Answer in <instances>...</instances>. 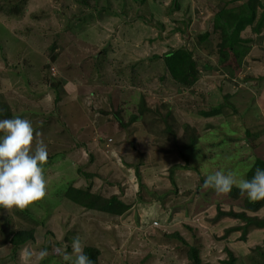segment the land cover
Listing matches in <instances>:
<instances>
[{
    "label": "rangeland",
    "instance_id": "1",
    "mask_svg": "<svg viewBox=\"0 0 264 264\" xmlns=\"http://www.w3.org/2000/svg\"><path fill=\"white\" fill-rule=\"evenodd\" d=\"M262 9L264 0H0V120L28 119L40 133L49 193L36 211L0 207V264H21L24 248L47 251L38 264H70L62 257L77 236L98 250L96 264H196L190 247L198 264H264L263 241L243 256L236 247L264 217L249 215L246 195L203 187L216 171L247 179L264 164ZM240 12L256 18L220 52L213 17ZM179 49L191 85L163 66ZM179 168L194 169V189L176 188ZM73 189L125 209H86L66 198ZM226 218L246 220L240 235ZM17 231L33 240L12 250Z\"/></svg>",
    "mask_w": 264,
    "mask_h": 264
},
{
    "label": "clouds",
    "instance_id": "2",
    "mask_svg": "<svg viewBox=\"0 0 264 264\" xmlns=\"http://www.w3.org/2000/svg\"><path fill=\"white\" fill-rule=\"evenodd\" d=\"M0 207L11 212L13 209L25 211L44 202L48 193V183L44 175L47 163V145L36 137L32 123L28 119L16 117L0 120ZM246 195L249 201L264 200V170L257 168L251 180L237 179L229 172L210 174L204 181V188H212L217 195H228L233 187ZM65 249L68 245L65 244ZM72 253L65 251L62 259L70 264H93L84 253L79 237L73 238ZM48 255L46 250L35 252L28 248L21 251V264H38ZM73 256L75 259H73Z\"/></svg>",
    "mask_w": 264,
    "mask_h": 264
},
{
    "label": "trees",
    "instance_id": "3",
    "mask_svg": "<svg viewBox=\"0 0 264 264\" xmlns=\"http://www.w3.org/2000/svg\"><path fill=\"white\" fill-rule=\"evenodd\" d=\"M258 17V22L263 21L262 24L264 25V9L259 12ZM213 18L216 22V26H219L222 29L221 33L222 35H224V39L218 44L217 47L220 52L225 51L229 54L228 51L233 50L232 42H237L240 32L244 29L245 26L255 20L256 14L253 12H240L238 14H235V17L232 19H230L229 17H221V15L216 14ZM161 59L165 70L172 79L177 82H181L182 85H191V83H193L195 79V70L191 57L187 51L181 49L173 50L168 53H164ZM3 115L4 113L0 112V119ZM6 115L7 114H5V116ZM257 168L264 170V164L262 162H256L254 167L251 168L250 172H248L247 180H251L253 178ZM76 192L77 195L75 194ZM232 192L240 195V191L238 188H233ZM65 195L69 201L86 209H93L100 212H110L111 210L117 208L118 212L116 211V214H120L125 209V207L119 202V200L116 199V197H111L109 200L100 199L98 197H92L87 192L78 189L69 190ZM245 205H247L248 209L254 211L264 205V200L251 203L247 201ZM240 217L248 219L244 217L243 214L240 215ZM250 220L253 221L254 219L252 218ZM256 223H258L259 227L264 228V220H258ZM32 240L33 239L30 232L17 231L10 236L9 245L11 246V249L14 250L19 246L25 244L26 242H31ZM83 250L84 253L92 260L93 264H96V260L99 254L98 250L90 247H85ZM189 253L194 262L198 264L199 261L196 257V252L192 247L189 248ZM232 263L233 257L229 255V261L227 264Z\"/></svg>",
    "mask_w": 264,
    "mask_h": 264
},
{
    "label": "crops",
    "instance_id": "4",
    "mask_svg": "<svg viewBox=\"0 0 264 264\" xmlns=\"http://www.w3.org/2000/svg\"><path fill=\"white\" fill-rule=\"evenodd\" d=\"M106 142H107V146L105 147L106 151L109 153V154H112V159H114L115 161H117L119 158L118 157V150L116 148H114L112 146H110L111 142H112V139H106ZM114 145V144H112ZM109 146H110V149H109ZM163 159H161L162 161ZM114 161V162H115ZM166 163V162H165ZM194 169H177V170H173L174 171V175H173V181L176 183V188L179 189L180 192H183V191H190L192 189H194L193 187L196 186V182H197V179H198V176L196 175V172L193 171ZM173 182V183H174ZM168 201V200H167ZM252 213H250L249 215L250 216H257L258 218H261V217H264V205L257 208L256 210L254 211H250ZM187 215V211L184 210V212H176V213H173L171 214L169 220L171 222H169L170 224H172L173 222L175 223L176 222V216H186ZM248 215V214H247ZM248 217V216H247ZM256 217V218H257ZM251 218V217H250ZM234 219V218H233ZM261 219H264V218H261ZM155 221H157L156 219H153ZM240 221H238L236 219V223L234 222V220H231V219H223L221 220L222 223H224L225 225H228V228L230 227H233L231 231H229L231 234H230V237H235L236 235H240V231H241V227L244 226L245 224H243L244 222L239 219ZM204 221V220H202ZM239 222V224H238ZM232 223H234L233 225L234 226H231ZM218 225V223H217ZM239 225V227H238ZM235 227H238V228H235ZM227 229V228H226ZM238 233V234H237ZM236 236V237H237ZM228 237V238H230ZM245 241L246 243L244 245L242 244H238L237 249H241L240 253H241V256H243L246 252H248V249H250V247L247 245V244H254L256 243L258 240H260L261 242L263 241L264 242V228L263 227H258L257 229L254 228V229H250L246 236H245ZM234 241V240H233Z\"/></svg>",
    "mask_w": 264,
    "mask_h": 264
}]
</instances>
